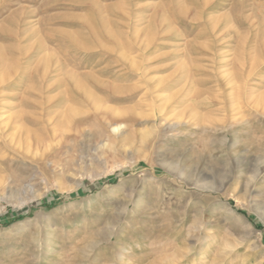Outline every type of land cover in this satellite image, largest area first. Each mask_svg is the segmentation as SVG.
<instances>
[{"label": "rangeland", "instance_id": "rangeland-1", "mask_svg": "<svg viewBox=\"0 0 264 264\" xmlns=\"http://www.w3.org/2000/svg\"><path fill=\"white\" fill-rule=\"evenodd\" d=\"M263 197L264 0H0V264H264Z\"/></svg>", "mask_w": 264, "mask_h": 264}, {"label": "bare ground", "instance_id": "bare-ground-1", "mask_svg": "<svg viewBox=\"0 0 264 264\" xmlns=\"http://www.w3.org/2000/svg\"><path fill=\"white\" fill-rule=\"evenodd\" d=\"M86 118V117H85ZM75 120V119H74ZM82 121H83V119H82ZM82 121H78V123L79 124H81L82 123ZM190 183V182H189ZM190 185L191 186H195V187H197V188H199V189H203V190H207V185H206V183L205 184H201V183H190ZM208 189H210V188H208ZM134 193V192H133ZM130 195V194H129ZM264 198V197H263ZM132 203V199L131 200H129V201H127L125 204H124V209L125 210H129V208H130V204ZM214 206V205H213ZM257 207H259L260 208V210H262L263 211V213H264V203H262V204H257ZM218 209H220L221 211H222V213L223 214H227V215H234L235 217H237V218H239V219H241L249 228L251 227V224L249 223V221L244 217V216H241V215H239L228 203H221L220 204V206H219V208ZM251 209V208H250ZM205 210V209H204ZM251 229V228H250ZM253 229V228H252ZM251 229V230H252ZM259 236H261V233H259ZM258 238H260V237H258Z\"/></svg>", "mask_w": 264, "mask_h": 264}]
</instances>
